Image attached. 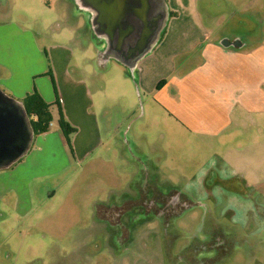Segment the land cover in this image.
<instances>
[{"label":"crops","instance_id":"obj_1","mask_svg":"<svg viewBox=\"0 0 264 264\" xmlns=\"http://www.w3.org/2000/svg\"><path fill=\"white\" fill-rule=\"evenodd\" d=\"M72 1L83 4L82 10L89 16L96 39L91 58L87 54L90 44H71L79 38L71 16L63 18L70 26L66 43L40 45L39 33L12 21H0V106L19 136L16 146L0 157V187L8 183L7 177L14 179L17 175L24 187L35 179L50 182L68 174L74 182L66 193L67 203L77 191L93 195L95 202L104 201L96 194L119 193L134 184L145 192L146 185L140 178H153L156 188L155 178L162 177L161 161L150 165L148 157L142 160L138 155H148L159 138L168 137L167 145H171L172 138L177 143L180 138H192L210 149L211 141H218L232 128L245 126L246 121L256 127L264 125L260 122L264 119L263 3L257 9L251 6L250 12L247 8L229 10L234 21L228 27L229 38L219 34L213 20L221 17L218 10L204 5L201 11L197 0ZM91 1L96 3L94 8ZM253 9L256 15L246 13ZM93 59L96 69H86ZM113 66L112 71L119 70L114 75H99ZM33 90L51 104L52 123L40 134L32 132L22 104L23 97ZM59 110L75 128L68 138L53 122ZM156 131L160 135H155ZM245 144L256 146L230 154L233 171L227 179H237L234 174L250 179L240 181L242 189H228L229 198L232 192L250 193L264 187V139ZM218 172L212 169V176L216 178ZM78 178L81 185L76 184ZM58 187L47 183L40 192L27 189L26 193L31 196L37 192L39 200L45 202L59 195L55 196L61 192ZM229 207L236 209L231 204ZM255 210L260 217V211ZM51 211L47 216L52 218ZM254 220L240 222L246 229L229 233L228 237L218 230L212 236L213 250L208 247L205 251L197 245L195 252L199 254L191 262L190 252L186 251L184 262L181 256H172L170 246L163 248L170 249L165 256L153 254L157 248H151L150 237L145 244V237L139 235L131 240V246V242L121 246V255H115L112 263L220 264L215 253L228 245L233 252L254 248L253 231L248 229L257 224ZM240 256L233 262L248 264L251 257Z\"/></svg>","mask_w":264,"mask_h":264},{"label":"rangeland","instance_id":"obj_2","mask_svg":"<svg viewBox=\"0 0 264 264\" xmlns=\"http://www.w3.org/2000/svg\"><path fill=\"white\" fill-rule=\"evenodd\" d=\"M260 2L263 6L264 0H251L250 3L249 0H197V6L201 11L204 5L218 10L217 14L221 17L216 16L213 20L219 34L224 33L223 37L230 38L228 27L233 17L230 18L232 13L229 10L247 8L250 12L249 8L257 9ZM217 3L221 6H216ZM77 4L72 0H0V21H12L34 30L39 33L37 39L40 45L65 42L70 26L63 18H66L64 15L71 16L79 34V38H74L71 44H90L91 51L87 50V54L91 58L95 53L92 45H96V39L87 11L82 10L83 4ZM90 4L94 8L96 3L91 1ZM254 9L246 13L256 15ZM90 11L95 14L94 10ZM237 16H240L239 12ZM74 52L78 53L77 49ZM95 63L93 59L85 68L93 71ZM113 68L103 70L99 75L112 76L119 71H112ZM53 122L58 125L55 114ZM260 122L264 123V119ZM245 124L235 130L230 129L218 141H211L210 149L192 138L185 141L180 138V144L172 138L171 145L165 143L168 137L159 138L148 155L143 152L138 155L142 160L148 157L150 165L158 159L161 161L162 177L155 178L156 188L153 178H140L139 181L146 185L143 187L145 192H140L141 188L134 184L119 193L96 194L97 197L102 196L105 203H101L103 205L95 213L93 206L97 201H94L93 195L77 191L69 203L64 202L74 182L68 174L50 182L35 179L24 187L20 186L19 175L14 179L7 177L8 183L0 187V264H114L113 257L121 255V246L124 243L128 246L139 235L145 237V244L150 237L151 248H157L153 254L165 256L170 249L163 248L170 246L172 256H181L184 262L187 261L186 251L190 252L191 262L199 254V251L195 252L198 246L202 245L205 251L208 247L213 250L210 247L212 236L217 235L218 230L228 237L229 233L240 232L246 227L243 223L239 225L240 222L251 219L258 220L257 224L248 227L253 231L251 243L255 249L246 247L233 252L228 245L215 254L219 255L220 264H235L233 260L241 259L243 254L251 257L248 264H264V187L252 189L250 193L232 192L233 198H229L228 193V189L234 191L236 186L242 189L240 181L250 179L243 178L242 174H234L237 179H227L233 171L230 154L235 150L255 149L256 145L245 143L264 139V125L256 127L250 121ZM155 135H160L159 131ZM212 169L219 171L216 178L212 176ZM159 180L162 182L159 183ZM76 182L81 185L79 178ZM47 183L59 185L61 192L55 195L59 194L55 199L42 202L37 192L27 195V189L40 192ZM233 183L235 186L231 185ZM153 189V193L146 192ZM91 197L95 203H92ZM230 204L236 209H231ZM165 206L167 209L162 211ZM259 206L263 207L262 210ZM31 207L33 210L29 211ZM255 209L260 211V217ZM50 211L52 218L47 216Z\"/></svg>","mask_w":264,"mask_h":264},{"label":"trees","instance_id":"obj_3","mask_svg":"<svg viewBox=\"0 0 264 264\" xmlns=\"http://www.w3.org/2000/svg\"><path fill=\"white\" fill-rule=\"evenodd\" d=\"M23 107L30 118L31 130L34 134L44 133L49 130L52 123L51 104L46 103L36 90L25 95L22 99ZM57 105V103H55ZM58 127L62 131L65 138L75 130L63 118L61 110H59ZM68 140V139H67ZM156 198H160L157 196ZM105 201H99L94 204L93 212L95 213Z\"/></svg>","mask_w":264,"mask_h":264},{"label":"flooded vegetation","instance_id":"obj_4","mask_svg":"<svg viewBox=\"0 0 264 264\" xmlns=\"http://www.w3.org/2000/svg\"><path fill=\"white\" fill-rule=\"evenodd\" d=\"M10 122L9 115L0 106V157L13 149L19 141L17 131Z\"/></svg>","mask_w":264,"mask_h":264}]
</instances>
